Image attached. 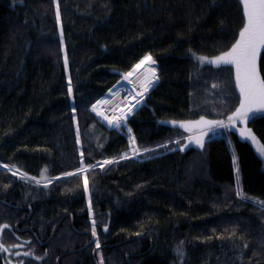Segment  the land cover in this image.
Returning <instances> with one entry per match:
<instances>
[{"label":"trees","instance_id":"16d2710c","mask_svg":"<svg viewBox=\"0 0 264 264\" xmlns=\"http://www.w3.org/2000/svg\"><path fill=\"white\" fill-rule=\"evenodd\" d=\"M59 3L57 24L52 0H0V165L37 179L46 168L44 177L54 178L79 167L81 151L86 164L128 151L126 129L105 126L90 106L120 79L117 69L127 71L145 53L157 61L159 80L127 127L139 146L155 151L90 170L88 194L78 176L44 187L0 168V224L10 226L0 242L22 245L12 249L21 253L15 262L100 264L102 255L104 264H264V208L257 203L264 201V161L252 145L229 130L230 144L220 136L206 137L202 149L155 147L189 134L159 121L225 119L237 105L229 70L197 65L189 49L208 57L227 50L242 23L238 0ZM247 127L264 143V112L252 114ZM237 167L247 200L235 195ZM181 241L182 258L175 251Z\"/></svg>","mask_w":264,"mask_h":264},{"label":"snow or ice","instance_id":"6c2138e0","mask_svg":"<svg viewBox=\"0 0 264 264\" xmlns=\"http://www.w3.org/2000/svg\"><path fill=\"white\" fill-rule=\"evenodd\" d=\"M55 6V17L57 24L61 21L60 3L59 0H52ZM239 5L242 6V23L238 29V35H234L232 39L234 42L227 47V50L220 51L218 55H214L211 58L205 55L197 54L189 49L191 58L196 61L197 65H214L218 69L227 68L229 70L230 77L234 80V88L238 90V103L234 110H231L226 115L225 119H210L208 115H199L195 120H161L160 124H170L173 127L183 129L184 132L189 135H180L179 138L164 142L163 144H157L156 148H168L169 144H175L176 149L184 151L192 143L198 145L201 149L204 147L205 138L210 137L218 133L220 129L232 130L236 129L241 137H244L251 141L253 145H256L257 151L260 155L264 156V143H260L252 129L247 127L250 119V114L255 112H264V0H238ZM60 44L64 45L63 30H60ZM157 61L153 58L151 53H145L137 62L131 65L127 71L116 70L120 79L115 85L108 89V96L100 99H96L91 104V112L95 113L97 117L102 118L110 128L117 130L125 129L127 131L128 139V151L119 155V157L106 158L102 162H96V164H86L84 160V152H80L79 167L72 172H62L60 176L54 178L44 177L45 168L41 172L43 179H37L35 176H30L28 172H22L15 164L3 163L2 166L12 176H17L21 180L34 182L39 185L43 183L44 187H47L52 183V180H59L61 177L78 176L82 180L83 191L85 194L90 192L89 177L87 173L94 168H104L105 165H111L118 163L119 160H128L133 157L145 156L146 154L155 151L154 148L141 147L137 143V139L133 134V129L127 127V121L129 115L132 114L138 106L145 100L149 90L152 89L155 83L159 80L157 75ZM64 67L68 68V57L65 52L64 55ZM124 85H127L126 87ZM218 84H213L212 88H218ZM123 92V95H121ZM67 95L70 100V109L72 113L73 121L77 120L76 112L77 106L75 104V97L73 96V85L71 77H68L67 82ZM243 125V127H237ZM187 141V143H185ZM77 144L80 143L79 125L77 123ZM102 147V145H100ZM236 156L233 155V163H236ZM5 188L8 185H4ZM236 192L235 195L242 199L247 200L248 197L243 193L240 186L239 168H236ZM261 208H264V201H257ZM88 211L91 215L92 206L91 198L88 200ZM107 225H104L105 231H107ZM10 229L7 223L0 224V233L4 230ZM227 231V229H225ZM91 235L96 237L95 246L96 249H100L101 244L97 236L96 221L92 220ZM236 235V229L233 228L230 236ZM211 237H209L210 239ZM2 239V237H0ZM183 241L176 246V253L179 257H183ZM22 247V245L11 244L5 246L0 242V253H8L12 249ZM243 247H247L244 244ZM24 256L33 255L31 252H24ZM16 257H20L19 251L15 252ZM37 260H42L43 257L36 256ZM5 264H10V261L5 260ZM18 264H24L23 260H20ZM100 264H104L103 257L101 255Z\"/></svg>","mask_w":264,"mask_h":264},{"label":"rangeland","instance_id":"374dc122","mask_svg":"<svg viewBox=\"0 0 264 264\" xmlns=\"http://www.w3.org/2000/svg\"><path fill=\"white\" fill-rule=\"evenodd\" d=\"M209 58H211V57H209ZM156 84V83H155ZM125 87L127 86V85H124ZM108 96V91L103 95V97H107ZM103 97H101V98H103ZM139 107V106H138ZM90 110H91V108H90ZM93 113V112H92ZM94 115H95V113H93ZM96 116V115H95ZM97 117V116H96ZM97 119L101 122V123H103L105 126H107V127H109L108 125H107V123L105 122V121H103L102 120V118H100V117H97ZM237 127H243V125H238ZM110 128V127H109ZM126 129V128H125ZM232 130H234L237 134H238V136H239V138L241 139V140H243V141H246V142H248L250 145H252V147L254 148V150H255V152L261 157V158H263V161H264V156H262V155H260L259 154V152L257 151V148H256V145H253L252 143H251V141L250 140H248V139H246V138H244V137H241L240 135H239V132L236 130V129H232ZM228 133H229V130H226ZM126 135H127V132H126ZM189 135V134H188ZM185 143H187V141H185ZM196 145V144H195ZM196 146H198V145H196ZM199 147V146H198ZM18 177H19V174L17 175ZM35 184V183H34ZM39 185H43V183H41V184H39Z\"/></svg>","mask_w":264,"mask_h":264},{"label":"flooded vegetation","instance_id":"af4514ba","mask_svg":"<svg viewBox=\"0 0 264 264\" xmlns=\"http://www.w3.org/2000/svg\"><path fill=\"white\" fill-rule=\"evenodd\" d=\"M5 254V255H4ZM9 254V255H8ZM0 256H1V264H5V260L7 259L8 261H10V264H18V262H19V259H17L16 260V262H15V258H13V257H15V255H14V253L12 254L11 252H8V253H1L0 254ZM9 258V259H8Z\"/></svg>","mask_w":264,"mask_h":264},{"label":"built area","instance_id":"2783aa9c","mask_svg":"<svg viewBox=\"0 0 264 264\" xmlns=\"http://www.w3.org/2000/svg\"><path fill=\"white\" fill-rule=\"evenodd\" d=\"M223 130V132L225 133V135H226V132H225V129H222ZM220 134H221V131L219 130L218 131V133L217 134H215V135H212V137H219L220 136Z\"/></svg>","mask_w":264,"mask_h":264},{"label":"bare ground","instance_id":"6f19581e","mask_svg":"<svg viewBox=\"0 0 264 264\" xmlns=\"http://www.w3.org/2000/svg\"><path fill=\"white\" fill-rule=\"evenodd\" d=\"M227 142L230 144V140H229V138L227 139ZM0 168H3L2 166H0ZM16 249V248H15ZM11 252H12V254L14 253L12 250H11ZM3 254V253H2ZM5 255V254H4ZM9 255V254H8ZM14 255H15V253H14ZM15 258H17V257H15ZM9 259V258H8ZM5 262V261H4Z\"/></svg>","mask_w":264,"mask_h":264},{"label":"crops","instance_id":"0c3cea01","mask_svg":"<svg viewBox=\"0 0 264 264\" xmlns=\"http://www.w3.org/2000/svg\"><path fill=\"white\" fill-rule=\"evenodd\" d=\"M255 113H258V112H255ZM254 114V113H253ZM251 115V114H250ZM194 144V143H193ZM195 145V144H194Z\"/></svg>","mask_w":264,"mask_h":264}]
</instances>
